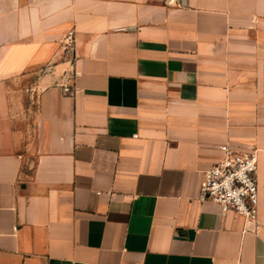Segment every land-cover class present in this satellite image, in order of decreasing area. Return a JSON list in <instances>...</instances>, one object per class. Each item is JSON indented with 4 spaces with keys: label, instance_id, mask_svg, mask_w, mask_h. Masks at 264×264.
Returning <instances> with one entry per match:
<instances>
[{
    "label": "crops",
    "instance_id": "obj_1",
    "mask_svg": "<svg viewBox=\"0 0 264 264\" xmlns=\"http://www.w3.org/2000/svg\"><path fill=\"white\" fill-rule=\"evenodd\" d=\"M0 264H264V0H0Z\"/></svg>",
    "mask_w": 264,
    "mask_h": 264
},
{
    "label": "built area",
    "instance_id": "obj_2",
    "mask_svg": "<svg viewBox=\"0 0 264 264\" xmlns=\"http://www.w3.org/2000/svg\"><path fill=\"white\" fill-rule=\"evenodd\" d=\"M74 33L66 41L74 43ZM64 94L73 95L70 84L63 88ZM224 157L207 171L200 189L201 199L221 209L223 216L230 214L258 223L260 189L259 157L257 151L231 146L222 147Z\"/></svg>",
    "mask_w": 264,
    "mask_h": 264
}]
</instances>
